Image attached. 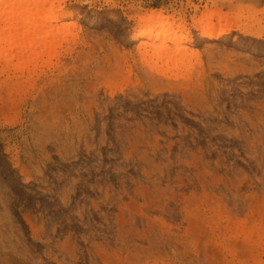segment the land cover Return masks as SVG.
I'll return each mask as SVG.
<instances>
[{"label":"rangeland","instance_id":"1","mask_svg":"<svg viewBox=\"0 0 264 264\" xmlns=\"http://www.w3.org/2000/svg\"><path fill=\"white\" fill-rule=\"evenodd\" d=\"M19 1L0 16H36ZM45 9L0 43V264H264V4ZM153 10L185 24L183 61L141 57ZM211 13L235 29L202 38Z\"/></svg>","mask_w":264,"mask_h":264},{"label":"bare ground","instance_id":"2","mask_svg":"<svg viewBox=\"0 0 264 264\" xmlns=\"http://www.w3.org/2000/svg\"><path fill=\"white\" fill-rule=\"evenodd\" d=\"M19 2L21 6H26L29 3L28 0H20ZM34 3L39 6L36 16L26 14L25 18L15 20L13 19L16 14L15 11H10V16L7 18L0 16V22H7L3 28L0 27V43L5 38L9 41L16 37L18 35L17 30L19 28L22 30V36L17 39L18 41L26 44V42H30V40L38 38L39 31L44 26V21L39 19L38 14L41 10H44V8H46L45 12L50 14V22H57L63 17V14L55 13V9L60 8L61 6V0H53L50 5H48L47 0H34ZM213 15L214 14L211 13L199 18L193 24V28L200 32L199 34L202 38H218L235 29L233 23L225 21L227 19H224L222 15H219L218 18L219 25L216 28L211 26L207 23V21H211L212 18L215 17ZM140 17L141 18H139L137 22L139 27L138 34H136L135 37L139 40L138 51L141 57H143L145 61L148 56L153 59H158V61L163 60L166 63H169V61H173L175 63L178 61L177 57L183 61L187 47L180 45V42L187 39V36H183V33L181 34V32L187 30L185 24L182 22L177 24L176 19L170 20V18L164 15L163 11L159 10H153L144 17ZM238 28L243 32H247L245 28ZM179 32L180 35H178ZM257 35L260 36L261 33H257ZM25 46L26 48L28 47L27 44ZM146 62L147 64L149 63L148 60ZM152 62L155 61L153 60Z\"/></svg>","mask_w":264,"mask_h":264},{"label":"crops","instance_id":"3","mask_svg":"<svg viewBox=\"0 0 264 264\" xmlns=\"http://www.w3.org/2000/svg\"><path fill=\"white\" fill-rule=\"evenodd\" d=\"M258 1V0H257ZM261 4L263 5L264 4V0H260Z\"/></svg>","mask_w":264,"mask_h":264}]
</instances>
